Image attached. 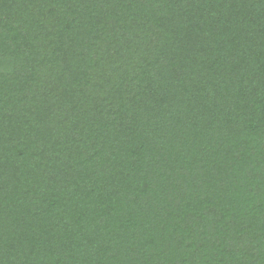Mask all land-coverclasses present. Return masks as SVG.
Instances as JSON below:
<instances>
[{"label": "trees", "instance_id": "16d2710c", "mask_svg": "<svg viewBox=\"0 0 264 264\" xmlns=\"http://www.w3.org/2000/svg\"><path fill=\"white\" fill-rule=\"evenodd\" d=\"M0 264H264V0H0Z\"/></svg>", "mask_w": 264, "mask_h": 264}]
</instances>
